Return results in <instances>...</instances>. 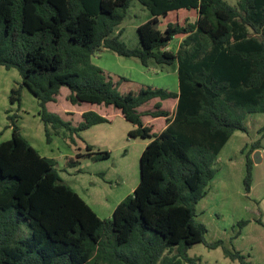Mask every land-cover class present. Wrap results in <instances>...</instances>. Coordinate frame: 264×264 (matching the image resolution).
Masks as SVG:
<instances>
[{
    "label": "trees",
    "instance_id": "16d2710c",
    "mask_svg": "<svg viewBox=\"0 0 264 264\" xmlns=\"http://www.w3.org/2000/svg\"><path fill=\"white\" fill-rule=\"evenodd\" d=\"M132 0H0V66L15 67L22 84L40 104L47 140L65 128L72 141L108 117L82 113L78 124L48 109L61 88L73 104L113 105L135 125L130 137L149 139L139 158L140 178L132 194L100 217L61 177L54 158L42 155L21 132L18 115L8 112L12 137L0 142V264H202L187 250L205 241L207 229L195 220L194 206L207 193L213 163L235 130L246 131V114L264 113V0H137L150 17L137 26L139 46L128 47L118 27ZM194 9L186 24L159 18ZM182 35L176 50L168 49ZM100 48L141 64H175L177 90L147 85L122 92L118 81L92 61ZM158 98L176 99L174 114L154 104L147 112L165 117L152 132L139 107ZM264 136V125L260 129ZM246 153L245 190L251 184V153ZM82 158H109L110 152L87 143ZM225 256L249 264L239 252Z\"/></svg>",
    "mask_w": 264,
    "mask_h": 264
},
{
    "label": "rangeland",
    "instance_id": "374dc122",
    "mask_svg": "<svg viewBox=\"0 0 264 264\" xmlns=\"http://www.w3.org/2000/svg\"><path fill=\"white\" fill-rule=\"evenodd\" d=\"M234 5L237 0H226ZM150 17L148 10L137 0H132L123 22L118 29L123 30L121 38L128 47L139 46L137 26ZM196 18L194 9H179L168 12L159 18L157 27L163 30L168 23L186 24ZM182 35H176L168 49L176 50ZM92 61L105 70L114 81L124 78L120 85L122 92H138L147 85L168 87L174 90L178 86L175 64H141L137 57H126L117 52L100 48L93 55ZM152 65V66H151ZM22 84V75L15 67L0 66V142L12 137V128L8 112L18 115L21 132L42 154L57 161V169L63 180L72 186L102 218L113 215L115 207L127 195L133 193L140 178L139 158L149 139L130 137L128 131L135 125L123 117L113 105L82 102L73 104L67 99L68 87L61 88L56 102L48 103V109L61 114L65 119L78 124L82 112L100 111L108 117L107 122L93 125L76 136L65 128L59 133L52 132L47 140L46 125L40 118V104L37 97L27 88L21 90V102L12 103L10 95L13 88ZM160 101L154 98L139 107L145 120L152 118L147 112L154 110V104ZM161 102V101H160ZM161 107L174 114V100L162 101ZM167 123L165 117L151 123L152 132L162 129ZM246 131L235 130L222 147L213 163L216 170L207 185V193L194 206L195 220L203 223L207 229L205 241L212 243L221 240V244L210 248L206 243H196L187 250L191 257H198L202 264H240L238 259L225 256L224 248L239 252L249 264H264V136L260 129L264 125V113L246 114ZM260 140V148L255 149L250 157L251 184L249 192L245 190L246 153L250 145ZM94 145L96 150L110 152L109 158L97 161L82 158L80 165H70L69 160L77 152H84L86 144ZM81 148V149H80Z\"/></svg>",
    "mask_w": 264,
    "mask_h": 264
},
{
    "label": "crops",
    "instance_id": "0c3cea01",
    "mask_svg": "<svg viewBox=\"0 0 264 264\" xmlns=\"http://www.w3.org/2000/svg\"><path fill=\"white\" fill-rule=\"evenodd\" d=\"M150 64H151V63H149L148 66H150ZM155 65H158V64H155ZM151 66H152V65H151ZM175 67H176V65H175ZM152 87H153V86H152ZM163 88L168 89V87H163ZM169 90H170V89H169ZM176 90H177V88L174 89V91H176ZM68 94H69V93H68ZM68 94H67V95H68ZM167 100H168V99H164V100H160V101H161V103H162V101L164 102V101H167ZM172 100H174V104L176 105V99H172ZM47 106H48V104H47ZM138 110H139V109H138ZM97 112L100 113V114H102V113H101L100 111H98V110H97ZM82 113H83V112H82ZM171 113H172V110L170 111V114H169V115H171ZM148 116H150V115H148ZM150 117H152V116H150ZM160 118L162 119V117H152V118H149V119L145 120V124H146V123H151V122L156 121V120H158V119H160ZM143 121H144V120H143ZM165 126H166V123H163V127H162V129H163ZM90 128H91V127H90ZM162 129H161V130H162ZM87 130H88V129H87ZM161 130H160V131H161ZM85 131H86V130H85ZM160 131H158V132H160ZM83 132H84V131H83ZM158 132H157V133H158ZM146 144H147V142H146ZM85 147H86V146H85ZM80 149H81V148H80ZM120 202H121V201H120Z\"/></svg>",
    "mask_w": 264,
    "mask_h": 264
}]
</instances>
